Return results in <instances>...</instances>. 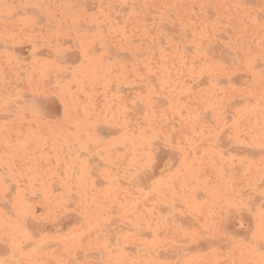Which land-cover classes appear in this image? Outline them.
<instances>
[{
    "label": "rangeland",
    "instance_id": "obj_1",
    "mask_svg": "<svg viewBox=\"0 0 264 264\" xmlns=\"http://www.w3.org/2000/svg\"><path fill=\"white\" fill-rule=\"evenodd\" d=\"M0 264H264V0H0Z\"/></svg>",
    "mask_w": 264,
    "mask_h": 264
}]
</instances>
